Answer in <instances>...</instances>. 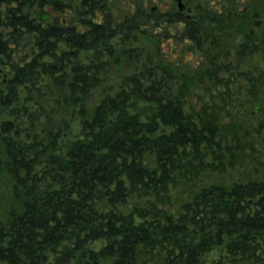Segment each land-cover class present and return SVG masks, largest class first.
I'll return each mask as SVG.
<instances>
[{
  "label": "trees",
  "instance_id": "obj_1",
  "mask_svg": "<svg viewBox=\"0 0 264 264\" xmlns=\"http://www.w3.org/2000/svg\"><path fill=\"white\" fill-rule=\"evenodd\" d=\"M196 1L194 10L212 22L228 16L214 0ZM228 3L233 11L251 7ZM198 17L170 34L177 16L148 21L138 7L113 26L107 19L80 30L86 18L76 9L67 25L59 16L0 35V165L18 205L0 221V264H206L215 250L228 264H264V178L205 186L176 216L163 208L169 186L223 172L226 158H237L220 141L219 119L186 110L163 69L204 73L210 39ZM136 34L157 40L162 66L124 78L115 94L83 107L109 65L102 58L114 56L110 41ZM170 41L177 45L167 53ZM57 90L80 107L75 130L66 121L40 126L51 120L46 101H56ZM130 197L146 202L120 212Z\"/></svg>",
  "mask_w": 264,
  "mask_h": 264
},
{
  "label": "rangeland",
  "instance_id": "obj_2",
  "mask_svg": "<svg viewBox=\"0 0 264 264\" xmlns=\"http://www.w3.org/2000/svg\"><path fill=\"white\" fill-rule=\"evenodd\" d=\"M195 5L197 1L192 0V16H199L203 35L210 39L206 70L197 75H186L165 66L163 69L170 74V88L182 95L186 110H192L193 114L198 113L206 119H219L218 127L224 137L220 141L229 148L233 145L237 158L233 164H229L226 158L223 172L208 170L197 177L182 178L169 186V203L163 208L173 216L180 212L184 202L190 201L205 186L219 184L229 187L235 182L245 183L264 178V0H252L251 8L243 16L219 18L213 22L197 13ZM173 33L174 25L170 29V34ZM155 40L141 34H136L128 41L112 39L110 44L114 56L102 58L109 65L101 75V82L82 101V106L87 108L93 100L115 94L124 78L138 74L144 68L162 66L155 53ZM176 43L170 41L163 44L162 48L169 53ZM167 58L176 62L178 60V57L170 55ZM194 59L197 57H192ZM187 60H191V55L180 60L178 65L182 66ZM63 95L65 90H57V100L46 101L45 108L51 120L48 123L42 121L40 126L56 129L66 121L73 130L76 129L80 121V107L66 104L62 100ZM145 202L146 199L130 197L118 210L129 213L133 207L142 206ZM13 209H18V205L14 201L12 183L0 165V221L5 223ZM220 257L219 251L215 250L205 258L206 264H216L219 260L228 264L227 260Z\"/></svg>",
  "mask_w": 264,
  "mask_h": 264
},
{
  "label": "flooded vegetation",
  "instance_id": "obj_3",
  "mask_svg": "<svg viewBox=\"0 0 264 264\" xmlns=\"http://www.w3.org/2000/svg\"><path fill=\"white\" fill-rule=\"evenodd\" d=\"M222 1L223 7L217 4L219 0L212 1L211 6H214L218 13H222L225 9L228 14L226 18L243 16L251 8L239 7L237 11H233L227 7L230 5L229 0ZM236 1L240 5L248 2L252 4V0ZM138 7L148 21H154L157 17L164 20L167 16H177V23L173 24L175 29L184 27V20L192 21V0H123L121 2L116 0H0V35L3 37L4 31L19 30L24 22L31 25L32 29L37 26L44 28L52 24L53 19L59 16L64 17L62 22L67 25L66 21H69L76 9L82 17L86 18H83L85 22L78 27L80 30H88L90 29L88 24L100 25L107 19L113 21V26L116 20L123 16L138 12ZM163 27L164 25L160 24L158 29Z\"/></svg>",
  "mask_w": 264,
  "mask_h": 264
}]
</instances>
